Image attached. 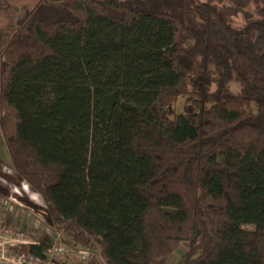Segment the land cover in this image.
Returning a JSON list of instances; mask_svg holds the SVG:
<instances>
[{"label":"trees","instance_id":"1","mask_svg":"<svg viewBox=\"0 0 264 264\" xmlns=\"http://www.w3.org/2000/svg\"><path fill=\"white\" fill-rule=\"evenodd\" d=\"M0 131L84 264H264V0H41L0 42Z\"/></svg>","mask_w":264,"mask_h":264},{"label":"rangeland","instance_id":"2","mask_svg":"<svg viewBox=\"0 0 264 264\" xmlns=\"http://www.w3.org/2000/svg\"><path fill=\"white\" fill-rule=\"evenodd\" d=\"M40 1L41 0H15L14 2H12V4L17 5V7L19 5V8L15 6L12 9H7L6 6L10 5L11 2H8V0H0V30L2 31L5 25H10L12 23V25L9 26L10 29H7L6 32L10 33L11 31H15L17 29V26L21 25L27 19V17L30 16V14L32 13L34 8ZM7 10H10V11H7ZM7 14L12 15V16H6ZM17 14H18V17H16ZM9 17H12L13 20ZM239 89L240 88L237 83L232 82L230 84L231 93H236ZM193 98L194 97L191 95L180 97L179 100L175 104L171 105L168 108L167 112L168 113L169 112L184 113L187 107V104L190 101H192ZM4 147L6 150L4 149V151L1 154L2 160L5 163L9 164L10 157L8 155V151H7L5 144H4ZM18 179L21 185L23 184L25 186H28V184L21 177H18ZM6 184H9L12 190L14 189L13 182L9 181V179L6 181ZM1 197L3 199V200L0 199L2 203H4L6 201L5 199H7L9 200V202H12V204H14L15 206L19 208H23V209L25 208L26 210H28V212H30L32 216L36 217L38 221L43 222L45 225L46 224L48 225L49 223L51 227L52 226L54 227L55 224L52 221V217L49 214L46 203L44 202L42 197L37 192L33 191V189L30 186L28 188L26 187L25 192L20 188L19 195H13L9 191L6 194H1L0 198ZM16 232H19V231H16ZM27 235L30 236V238L33 240L36 234H32L30 232ZM69 236L71 235L61 232L59 227L56 226V232L54 234V239L53 241L48 243L50 247L53 245H58V246L64 245L67 247V253L61 257V260L63 262H67L69 264H84L90 257L98 255V251H97L98 248L86 249V248L76 246L73 242V237L72 236L69 237ZM34 241L35 240L27 241V242L29 244H34L36 243ZM21 243H24V241H19V240L10 241V239L7 238L5 235L4 237L0 238V246L3 245L5 248H9L11 246H14V244L16 245V244H21ZM185 252H186V244L184 243L172 255H170L166 259L167 264H175L179 260L180 256H182ZM17 256L18 255H15V254L13 255V253L11 252V254L9 256L7 255V258L3 260L1 264H28L26 262L27 260H25L23 257L18 258ZM24 257H27V256H24ZM99 264H104V262H102V260L100 259Z\"/></svg>","mask_w":264,"mask_h":264},{"label":"crops","instance_id":"3","mask_svg":"<svg viewBox=\"0 0 264 264\" xmlns=\"http://www.w3.org/2000/svg\"><path fill=\"white\" fill-rule=\"evenodd\" d=\"M14 1L15 0H8V2H11V4L6 6V8L12 9L15 6L17 7V5L12 4V2H14ZM17 8H19V5ZM7 11H10V10H7ZM6 16H12V15L7 14ZM16 17H18V14L16 15ZM9 18H11L13 20L12 17H9ZM11 25H12V23L10 25H5L3 30L2 31L0 30V42H3V38L5 36H8V35H10V33L14 32V31H11L10 33L6 32L7 29H10L9 26H11ZM19 26L20 25H18L17 28ZM4 30H5V32H4ZM3 143H4V140H3V137H2V134L0 131V196H1V194H6L9 191L13 195H19L20 194V188L25 192L26 187L28 188L29 185L25 186V185H23V184L21 185V183H19L18 177H20V176L17 174V172L13 168L11 159H10L9 164L5 163L2 160L1 154L5 149V147H4L5 143L4 144ZM8 155H9V153H8ZM8 179H9V181L13 182V186H14L13 190L9 184H6V181ZM0 199H2V197ZM5 200L6 201L4 203H2L0 201V226H1L2 231H3V233L0 234V237H4V235H5L8 238V237H10L11 232L19 231L23 234H29L30 232L32 234H36L35 238H34L35 242L49 243V242L53 241L54 234L56 232V226L55 225H54V227L53 226L51 227L48 222H47L48 225L47 224L45 225L43 222L38 221L36 219V217L32 216L30 214V212H28V210H26L25 208L24 209L19 208V207L15 206L14 204H12V202H9V200H7V199H5ZM69 237H71V236H69ZM167 258L168 257L164 258V260H163L166 264H167V262H166Z\"/></svg>","mask_w":264,"mask_h":264},{"label":"built area","instance_id":"4","mask_svg":"<svg viewBox=\"0 0 264 264\" xmlns=\"http://www.w3.org/2000/svg\"><path fill=\"white\" fill-rule=\"evenodd\" d=\"M2 233V229L0 227V234ZM1 238V237H0ZM11 240H19L24 241V243H28L27 241H33L30 236L27 234H23L20 232H11L10 237H8ZM8 241V240H7ZM35 242V241H34ZM37 243V242H36ZM15 245V244H14ZM12 247V246H11ZM11 247L5 248L3 245L0 246V264L3 260L7 258V255L9 256L11 254ZM67 253V247L64 245H53L49 248L45 255V259H39L32 256L24 257L23 255H18V258H24L27 260L26 262L28 264H58L59 262H62L61 257L64 256ZM52 262V263H51Z\"/></svg>","mask_w":264,"mask_h":264}]
</instances>
